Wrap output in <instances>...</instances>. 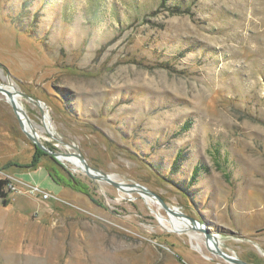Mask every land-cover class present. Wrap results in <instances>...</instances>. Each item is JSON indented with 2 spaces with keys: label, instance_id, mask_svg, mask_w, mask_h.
<instances>
[{
  "label": "rangeland",
  "instance_id": "374dc122",
  "mask_svg": "<svg viewBox=\"0 0 264 264\" xmlns=\"http://www.w3.org/2000/svg\"><path fill=\"white\" fill-rule=\"evenodd\" d=\"M0 84L39 100L18 96L46 148L264 264V0H0ZM40 151L0 93V264H230L153 201Z\"/></svg>",
  "mask_w": 264,
  "mask_h": 264
},
{
  "label": "water",
  "instance_id": "95a60500",
  "mask_svg": "<svg viewBox=\"0 0 264 264\" xmlns=\"http://www.w3.org/2000/svg\"><path fill=\"white\" fill-rule=\"evenodd\" d=\"M12 86V85H10ZM0 93H3L5 95V100L9 103L16 119L18 126L20 130L23 132V134L40 150L47 152L48 154H51L54 158L58 160H62V158L67 159L70 156H74L79 159V161L82 163L81 170L84 172L87 176L90 178H93L95 180L99 181H105L117 189L123 191V192H137L140 194V196L145 200V197H148L151 199L154 204L157 205V207L161 208L163 211H165L166 215H173L178 218H180L184 224V229H173L176 232H185L187 230H195L203 235L204 243L206 248L213 254L221 257L223 260L230 264H249L239 258H237L234 255H230L219 247V241L218 236L212 232L209 231V229L205 226L204 223L201 221L188 216L181 211L178 210L176 207L168 206L165 201L162 199V197L157 194L156 192L150 190L146 186L139 184V183H131L127 184L122 181H117L114 179V177L110 174L103 173L102 171L90 166L84 159L83 155L80 153V151L76 148V152H58V151H51L48 148H46L37 137V134L30 124L28 116H26L25 112L22 110V108L19 106V104L16 101V96H23L26 99L35 101L38 105H40V102L38 99L32 98L24 93L18 92L16 90H10L5 87V85L0 84ZM44 115V112H43ZM25 118V119H24ZM25 120L27 121L28 126L25 124ZM49 132V131H48ZM50 133V132H49ZM152 212L155 213L156 218L158 219L160 216H162L159 212H155L153 209H151Z\"/></svg>",
  "mask_w": 264,
  "mask_h": 264
},
{
  "label": "bare ground",
  "instance_id": "6f19581e",
  "mask_svg": "<svg viewBox=\"0 0 264 264\" xmlns=\"http://www.w3.org/2000/svg\"><path fill=\"white\" fill-rule=\"evenodd\" d=\"M6 88H8V89H10V90H15V88H14V86H10V85H7V86H5ZM4 97H5V95L3 94V93H1ZM6 99V98H5ZM16 101H17V103L19 104V106L22 108V110L24 111V108H23V106H22V104H21V102L18 100V96H16ZM25 112V111H24ZM25 114H26V112H25ZM26 116H27V114H26ZM45 116V123H46V126H47V130L48 131H51L50 130V124H49V121H48V119H47V115L45 114L44 115ZM29 118V117H28ZM25 119V118H24ZM30 121V120H29ZM25 124L28 126V124H27V121L25 120ZM30 124H31V122H30ZM37 134V133H36ZM38 136V135H37ZM62 160H67V161H69L70 163H72L74 166H76L77 167V169H79L80 171H82L81 170V167H82V163L79 161V159L78 158H76V157H74V156H70V157H68L67 159H64V158H62ZM145 200H147V201H152L151 199H149L148 197H145ZM164 217V216H163ZM162 216H160L159 218H158V221H159V223L161 222L164 226L165 225H167V223H169V224H171V226L175 229H177V230H179V229H184L185 228V224H184V222L180 219V218H178V217H176V216H173V215H166V217H165V219L167 220V222L164 220V218H163Z\"/></svg>",
  "mask_w": 264,
  "mask_h": 264
},
{
  "label": "trees",
  "instance_id": "16d2710c",
  "mask_svg": "<svg viewBox=\"0 0 264 264\" xmlns=\"http://www.w3.org/2000/svg\"><path fill=\"white\" fill-rule=\"evenodd\" d=\"M34 148L37 152L42 153L35 145H34ZM38 158H39V155H37V154L33 155L32 160H31L32 164H35L38 161ZM52 178L58 183H63V184L66 183V185H69V186H71L70 184L75 183L74 176H69L71 183L68 180H60L59 178H55V177H52ZM61 181H63V182H61ZM7 184H8V180L6 178L0 179V198L2 199V202H4V203L7 202V193L5 190Z\"/></svg>",
  "mask_w": 264,
  "mask_h": 264
},
{
  "label": "built area",
  "instance_id": "2783aa9c",
  "mask_svg": "<svg viewBox=\"0 0 264 264\" xmlns=\"http://www.w3.org/2000/svg\"><path fill=\"white\" fill-rule=\"evenodd\" d=\"M39 189L37 188V187H33L32 188V192H34V191H38ZM41 196H42V198H48L49 197V194H47V193H43V194H41Z\"/></svg>",
  "mask_w": 264,
  "mask_h": 264
}]
</instances>
